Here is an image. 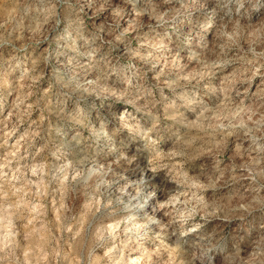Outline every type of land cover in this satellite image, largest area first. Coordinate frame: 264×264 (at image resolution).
<instances>
[{"label": "clouds", "instance_id": "clouds-1", "mask_svg": "<svg viewBox=\"0 0 264 264\" xmlns=\"http://www.w3.org/2000/svg\"><path fill=\"white\" fill-rule=\"evenodd\" d=\"M0 264H264V0H0Z\"/></svg>", "mask_w": 264, "mask_h": 264}]
</instances>
